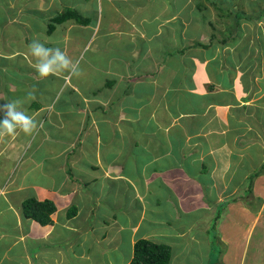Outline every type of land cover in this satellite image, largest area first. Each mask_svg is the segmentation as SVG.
<instances>
[{"label": "crops", "instance_id": "obj_1", "mask_svg": "<svg viewBox=\"0 0 264 264\" xmlns=\"http://www.w3.org/2000/svg\"><path fill=\"white\" fill-rule=\"evenodd\" d=\"M14 1L0 2V15L10 16L4 18L5 23L25 28L15 26L12 49L5 52L0 44V69L8 71L16 64L20 69H12V86L8 95L0 91V104L8 102L10 93L14 100V94L20 98L32 89L35 99L21 107L38 119V128L30 136L0 137V264H76L68 262L70 257L84 264H131L136 240L162 242L157 237L166 239L172 249L170 264H181L175 254L185 252L198 253L194 264H214L209 258L214 252L210 245L200 247L203 241L209 242L210 230H204L206 225L197 231L194 227L204 214L216 218L219 213L224 218L214 232L222 247L217 264H247L240 254L245 255L248 238L263 235L249 232V227L244 236L237 233L243 230L242 223L258 222L262 212L251 211L244 199L230 202L226 197L239 190L249 197L253 188L264 199V0H254V13L236 14L245 21L236 24L233 39H220L214 32L217 39L206 41L177 39L178 26L171 21L181 7L176 0H35L36 6ZM172 3L174 12L170 11ZM12 7L15 10L9 13ZM69 9L82 16L81 22L68 18L48 31L50 22ZM37 12H43L44 23L27 28L30 19L21 16L31 18ZM33 40L48 48L59 47L73 60H82L85 51H91L90 64L107 48H118L110 58L125 64L124 72L117 75L125 79L122 92L117 93L119 102H113L116 92L105 95L98 88L93 94L100 93L99 100L85 101L80 96L84 104L71 105L76 99L72 93L80 85H71L66 72L39 77L28 53ZM5 62L12 65L1 68ZM56 80L60 89L47 99L44 96ZM64 91H68L66 104L59 108ZM130 96L140 103L130 105ZM74 109L85 113L78 122L83 127L80 134L88 121L87 128L93 126L94 146L89 153L87 133L73 141L58 135L74 125ZM50 113L49 123L59 129L56 134L42 127ZM105 126L111 127L106 142L118 151L112 153L110 147L104 155ZM130 140L134 142L131 146ZM77 149L83 157H76L83 164L73 158ZM31 150L34 157L29 155ZM60 156L63 160L52 161ZM167 173L174 175L172 182L165 180ZM99 179L104 192L107 188L110 192L115 188L120 195L132 191L123 221L114 210L98 216L96 204L85 207L78 199L85 193L81 181L88 185ZM162 188L167 202L161 204ZM97 190H86V195L93 197L90 193ZM29 198L55 204L51 223L44 225L24 214L23 204ZM102 198L98 194L95 199ZM223 204L222 214L218 207ZM130 206L138 215L132 222ZM72 207L76 213L69 215ZM161 220L168 226L160 225ZM98 224L100 229H109L98 232ZM227 247L231 249L225 251ZM98 254L103 257L98 259Z\"/></svg>", "mask_w": 264, "mask_h": 264}, {"label": "rangeland", "instance_id": "obj_2", "mask_svg": "<svg viewBox=\"0 0 264 264\" xmlns=\"http://www.w3.org/2000/svg\"><path fill=\"white\" fill-rule=\"evenodd\" d=\"M14 0H12L13 2ZM186 0H176V2L178 3V7L179 5H181V7L178 9L177 15L176 17L171 20L174 24L176 25V37L179 40H183L184 36L187 37V39L192 38V40L196 41V40H203L206 41L207 39H217V35L220 37V39H233L234 38V34L236 35V29L235 26L236 24L239 22H243L245 20L243 19H238L237 18V13L242 12L243 14L245 13V15H248L250 13H254V0H251L249 3V0H189L187 2V5H185ZM0 2L4 3V0H0ZM15 2V1H14ZM24 2H27V4L29 6H36V1L35 0H17V3L22 4ZM257 2V0H256ZM252 4V5H251ZM262 5L263 2H262ZM14 7H12V9L9 10V13H12V10ZM264 9V8H263ZM156 10H159V8H157ZM2 11V10H1ZM170 11L174 12L175 11V6L174 3L171 4L170 7ZM4 12L5 9H4ZM38 15L36 16H32L30 18V15H22L21 19L23 20V18L27 17L29 20V27L27 28H33L36 29L38 28V26L43 22L42 19V13L37 12ZM4 18H10V16H7V14H1L0 15V44L3 45V49H7L5 50L8 51V49H12V34L14 31L15 26L18 27V30L20 27L25 28V25H21L19 23H16L12 25V22L9 23H5V19ZM162 23L164 21H161ZM168 24V23H166ZM214 25V26H212ZM28 26V25H27ZM215 28V31H214ZM16 29V28H15ZM183 29V31H182ZM189 29V30H188ZM188 30V31H187ZM240 30H238L239 32ZM216 32V34L214 33ZM242 30H241V34H242ZM214 33L215 35L212 37L211 34ZM167 34V31H166ZM184 34V35H183ZM238 36V35H237ZM236 37V36H235ZM215 41V40H214ZM6 43L9 44V46H6ZM5 47V48H4ZM181 47V45H177L176 48ZM87 49V47H86ZM115 49H118L115 47ZM115 49H111V48H107L105 51V54L102 56H98L99 60H94L93 64H90V60H93L94 57L90 56V52L91 51H85L86 52V57L83 58L82 60H80V68L82 69V75L80 77H71L72 81H70V84H78L80 85V89L79 91H77L76 93L73 92L72 94L75 96V102L72 103L71 105H73L74 107L77 106L78 103L84 104L82 101L83 99H81L83 96L85 98V101H87L88 99H93V100H99L101 94L100 93H96L95 95L93 94V92L97 91L98 88H101V91L105 94V95H114V92H116L115 97L113 99V102H119L117 100V93L118 92H122V89L125 85V79L124 78H120L119 74H121V72H124L125 69V64L123 62H118V61H113L111 60V56L113 55V52ZM77 50V49H73ZM205 54H207L205 52ZM3 56H1V58H4V54L2 53ZM182 64H183V59H182ZM6 64H3V66L1 68H6L10 65H12L10 62H5ZM90 64V65H89ZM188 65V63L186 64V66ZM250 66H252L253 68V62H251L249 64ZM16 69L19 70V66L16 64L15 66L12 65V69ZM12 69L10 70H6V69H0V91L3 90L6 95L9 94L8 92V88L10 86H12ZM15 70V71H16ZM69 77V76H68ZM68 80V79H67ZM110 82H112L110 84ZM73 83V84H72ZM123 85V87H122ZM97 87V88H96ZM112 87V88H110ZM58 89H60V85L58 83V80L56 81H52V85L50 86V91L47 92L45 94L44 97H46L48 99V96L50 97L52 95V92H57ZM32 91V89H30ZM29 91H26L22 94V96L19 98L18 95L19 94H14L13 96L16 97L14 98V100H20L22 101L23 105H30L29 101L30 99H27V93ZM75 93V94H74ZM162 93V90H161ZM48 95V96H47ZM68 95V91H64L62 98L58 101V107L61 108L63 107L64 104H66L65 100H66V96ZM159 95V93H158ZM43 96L41 95V99H43ZM18 97V98H17ZM88 98V99H87ZM22 99V100H21ZM6 100L9 101H13L12 100V93H10L9 97H6ZM29 100V101H28ZM58 100V97H57ZM28 101V102H27ZM32 101V100H31ZM129 104L130 105H135L137 103H140L138 98L136 96H130L128 98ZM96 102V101H95ZM27 103V104H26ZM64 103V104H62ZM62 104V105H61ZM33 107H36V105H34ZM111 109H113V106L110 107ZM25 109V108H24ZM87 109H89L90 111L92 110L91 108L87 107ZM78 109H74L73 113L76 114V119H73V124H70L69 128L67 127L64 131L65 132H61L58 130L59 129H54L52 124L49 123L50 122V114H48L46 116V123L44 124V126H42L43 128H45V130L47 129V131L51 132V134H56L58 132V135H61L63 138L69 139L70 141H73V139L75 137H79V138H83L84 135L88 136V139H90L89 141H87V151L89 153V150L94 146V141L92 140V134L90 132H92L93 130V126H89L87 128V125H91V122L88 121V123L84 126L85 127V131L82 132L83 134L79 133V130L82 131L83 127L81 125L78 124L79 119L84 116V112L82 111H77ZM78 112V113H77ZM92 112V111H91ZM95 113V111H94ZM35 121L38 122L37 118H34ZM57 123V122H56ZM72 125V126H71ZM50 126V127H48ZM72 127H74V131L75 134L73 135V132H70L72 130ZM106 130L108 131L107 133ZM110 130L111 127L110 126H105L103 127V153L105 154H109V149L111 147V151L112 153H115L118 151V148L116 147L115 151H113V146H110V143L106 142L107 139L110 138ZM17 134L19 135H25L22 132H18ZM83 135V136H82ZM30 136V135H29ZM37 139L39 138V134L36 135ZM111 142V141H110ZM134 142H132V140H130V142H128V144L131 146L133 145ZM75 144V143H74ZM125 149V148H123ZM258 151V148L256 149ZM255 150V151H256ZM125 151V150H124ZM120 153V152H119ZM35 151L31 150L29 151V155H31L32 157H34L35 155ZM122 154V153H120ZM76 155L83 157V155L79 154V149H77V151L75 152V154L73 155V158L75 161H78V163L83 164L84 161L80 160L76 157ZM92 155V154H91ZM124 155V154H122ZM67 156V155H66ZM65 156V157H66ZM111 155H109L110 157ZM62 158V159H61ZM63 160V156H60L57 160H52L55 162H59ZM76 163V162H75ZM97 170H95L94 173H96ZM91 174H94L92 171H90ZM243 174V173H242ZM174 175L172 173H167L165 176V180H167L168 182H172V177ZM2 180V179H1ZM82 180V179H81ZM10 180H8L6 182V184H9ZM100 183V179L99 180H95L94 182L90 183V184H86L84 182L81 181L80 186L83 187V190L85 193L82 194L81 197H79L78 199H80L81 201H83L82 205L85 207H88L89 205H94L96 204V206L94 207L95 211H96V215L100 216V215H109V212L111 210H114L115 213H118L119 215L117 216L118 219H122V221L124 219L127 218L125 212H126V204L130 201L129 200V194L131 195V192H127L125 194H121V192H117L116 189L114 188L112 190V192H110L107 188V191L104 192V190H100V185L98 184ZM248 183V181L246 182ZM245 183V185L247 186V184ZM250 184H252V182H250ZM251 188V187H250ZM94 189H99L97 190L96 194L93 192H91L90 194L94 195L93 197H88L86 194ZM88 192H87V191ZM162 197H160V202L162 203H166L167 202V197L166 196V191L162 188L160 189ZM253 188L250 189V192L248 193L249 197H245V195L247 193H245V191L243 190H239L237 191L234 195H230L229 197H226L229 199V201L231 202V200H243L244 203H249L251 205V207H249V209L251 211H260L259 213L261 214V216L259 217L258 222H256L255 220L250 221V223H247L245 226V223H242V228L243 230H238L239 236H244V231L247 229V227H249V232H255L256 235H263V237H249V245L247 246L246 249V253L244 254H240L241 257H244V260L246 261V263L248 264V262H250V260H252L249 264H264V199H262V196L259 195L258 193L254 192L253 193ZM100 194L101 197H103L101 200L96 201V196ZM119 196V197H118ZM229 202V203H230ZM225 205H228V203H224ZM220 206V208L218 207V210L220 209V211L223 214V206ZM130 212H129V217H130V222H132L134 219H137L138 215L134 209L133 206H130ZM225 209V208H224ZM166 209H164L165 212ZM232 209H225L226 212L230 211ZM163 213V210L161 211ZM225 212V213H226ZM218 213V212H217ZM221 214V215H222ZM228 216V215H225ZM231 216V215H229ZM224 218V216H219V217H214V216H208L207 214H204L202 216L201 220H198L196 227H194V231H197L199 229L200 226L205 227L204 225H206V228H204V230H210L209 235L211 236L209 242L207 241H203V243L200 245V247L205 248L208 247L210 245V250L212 251L213 249V254L210 255V260H212V262H214V264H217V262H220V256H221V252H222V247L218 244V240L215 239L214 237V232L216 233V230L219 226V224H221L222 222L221 219ZM216 219V220H215ZM163 220V219H162ZM161 220L160 225H164L163 227H167L168 222L172 221L171 219L168 220V222L165 220L164 221ZM188 222H190L189 220V216H188ZM109 226L112 225V222L107 221V223ZM93 225V224H92ZM100 224H98V228L97 231L99 232L100 230L106 232L109 228L106 226L104 228L99 227ZM198 226V227H197ZM92 229V228H91ZM165 229V228H162ZM251 230V231H250ZM262 233V234H261ZM252 233H250L251 235ZM126 236L128 237V235L126 234ZM157 240H160L162 242L165 243L166 239H161L159 237H157ZM242 243L244 241V239H241ZM125 242L127 243L128 240H125ZM128 244V243H127ZM199 246V245H198ZM199 247V248H200ZM126 247H124L125 249ZM240 248H241V244H240ZM175 249V247L173 248V250ZM231 249L230 247L225 248V251ZM179 250V248H178ZM176 250V251H178ZM198 254V253H196ZM196 254L193 253H181V254H175L177 258V260L181 263V264H194L193 261L197 260V256ZM100 257H103L102 254H98V259H100ZM214 257L217 259L214 260ZM71 259L68 260V262L71 263H76V264H84L85 262H81L80 259H74V257H70ZM214 260V261H213ZM177 262V261H175ZM225 264V263H224ZM233 264H239L237 261H235Z\"/></svg>", "mask_w": 264, "mask_h": 264}, {"label": "clouds", "instance_id": "obj_3", "mask_svg": "<svg viewBox=\"0 0 264 264\" xmlns=\"http://www.w3.org/2000/svg\"><path fill=\"white\" fill-rule=\"evenodd\" d=\"M28 53L34 58L33 67L41 78L66 72L69 77H80L82 69L80 60H73L59 47L48 48L39 40H33L28 45ZM27 99H35L34 92L27 93ZM22 101L13 100L0 104V137L16 135L22 132L33 135L38 124L35 119L22 110Z\"/></svg>", "mask_w": 264, "mask_h": 264}, {"label": "trees", "instance_id": "obj_4", "mask_svg": "<svg viewBox=\"0 0 264 264\" xmlns=\"http://www.w3.org/2000/svg\"><path fill=\"white\" fill-rule=\"evenodd\" d=\"M81 15L74 10L56 16L49 24V30L52 31L57 22L74 18L81 22ZM213 34L212 36H214ZM200 43V42H199ZM205 46H209L205 44ZM254 174L253 176H255ZM24 214L27 217L39 221L41 224L51 223V214L56 211V206L51 200L39 201L36 198H29L23 204ZM76 213L75 207L69 212V215ZM220 213L218 216L219 217ZM172 258V249L169 244L158 242L153 239L139 238L134 245V256L131 264H170Z\"/></svg>", "mask_w": 264, "mask_h": 264}]
</instances>
